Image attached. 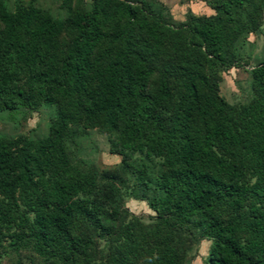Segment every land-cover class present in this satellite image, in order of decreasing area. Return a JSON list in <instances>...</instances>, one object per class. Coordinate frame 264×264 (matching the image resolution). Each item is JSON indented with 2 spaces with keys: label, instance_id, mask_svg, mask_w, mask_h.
Listing matches in <instances>:
<instances>
[{
  "label": "trees",
  "instance_id": "1",
  "mask_svg": "<svg viewBox=\"0 0 264 264\" xmlns=\"http://www.w3.org/2000/svg\"><path fill=\"white\" fill-rule=\"evenodd\" d=\"M172 20L149 0H0V110L53 105L43 137L0 135V264H264V59L246 102L217 91L264 0H201ZM166 7V6H165ZM81 126L107 135L113 171L73 162ZM145 201L150 220L123 197Z\"/></svg>",
  "mask_w": 264,
  "mask_h": 264
},
{
  "label": "rangeland",
  "instance_id": "2",
  "mask_svg": "<svg viewBox=\"0 0 264 264\" xmlns=\"http://www.w3.org/2000/svg\"><path fill=\"white\" fill-rule=\"evenodd\" d=\"M14 0H7L8 6ZM153 8L168 13L172 20L183 19L187 5L192 4L194 13H208L201 0H149ZM88 0H70L72 6L86 7ZM191 2V3H190ZM33 4L56 17L66 15L61 0H33ZM166 6V7H165ZM240 61L243 65L233 66L218 74V94L228 103L241 104L248 100L250 94L249 68L264 59V11L259 28L247 35L239 48ZM55 113L53 105L41 104L36 110L16 105L12 109L0 110V135L13 137L24 134L32 138L43 137L47 132L49 120ZM70 159L75 163L94 166L98 170L113 171L120 162V155L108 150L107 135L95 128L84 129L78 126L67 141ZM127 211L139 216L143 222L150 220L152 214L145 201L123 197ZM208 241L200 240L191 244L184 257L183 264H204ZM1 264H40V260L27 250L13 253L7 246Z\"/></svg>",
  "mask_w": 264,
  "mask_h": 264
},
{
  "label": "crops",
  "instance_id": "3",
  "mask_svg": "<svg viewBox=\"0 0 264 264\" xmlns=\"http://www.w3.org/2000/svg\"><path fill=\"white\" fill-rule=\"evenodd\" d=\"M191 3V2H190ZM204 4V3H203ZM204 6L207 8V10H208V13L210 12V9L204 4ZM187 8H189L192 12H195L194 11V9H193V7H192V4H189V5H187ZM208 13H206V14H208Z\"/></svg>",
  "mask_w": 264,
  "mask_h": 264
}]
</instances>
